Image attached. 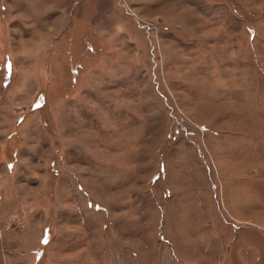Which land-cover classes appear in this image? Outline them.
Masks as SVG:
<instances>
[{
  "label": "rangeland",
  "instance_id": "1",
  "mask_svg": "<svg viewBox=\"0 0 264 264\" xmlns=\"http://www.w3.org/2000/svg\"><path fill=\"white\" fill-rule=\"evenodd\" d=\"M0 264H264V0H0Z\"/></svg>",
  "mask_w": 264,
  "mask_h": 264
}]
</instances>
